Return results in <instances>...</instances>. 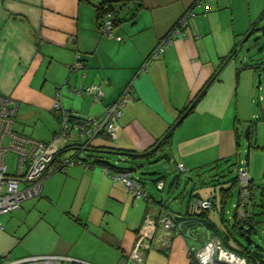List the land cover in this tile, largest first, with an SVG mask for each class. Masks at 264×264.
Returning a JSON list of instances; mask_svg holds the SVG:
<instances>
[{
	"label": "crops",
	"instance_id": "crops-1",
	"mask_svg": "<svg viewBox=\"0 0 264 264\" xmlns=\"http://www.w3.org/2000/svg\"><path fill=\"white\" fill-rule=\"evenodd\" d=\"M102 1L0 0V93L18 102L21 114L17 110L15 120L17 117L20 120L34 115L41 117L47 123L50 139L56 133V124L59 125L60 121L59 113L53 110L57 87H60L61 105L65 110L78 115L87 113L84 116L92 117H98L103 106L114 103L126 93L128 102L121 109L115 138L109 139L100 134L91 139L89 144L139 154L155 143L174 122L178 111L189 103L211 76L218 73L203 98L174 129L166 145L169 152L166 155L167 160L171 158L174 164L183 165L184 172L211 164L214 165L210 169H214L218 162L231 159L235 155V146H239L238 131L232 123L240 84L239 72H248L251 68L240 69L235 63L236 56L220 65L246 30H234L232 33L223 31L222 37H214L210 26L216 13L206 14L217 9L220 3L219 0H205L209 11L189 20L186 38L174 39L161 57L151 61L146 70H140L158 40L168 33L196 0H105L114 5L116 22L111 37L98 30L95 8ZM69 38H72L71 43L68 42ZM76 54L83 69L72 72L70 66ZM98 83H101L103 92L100 103H93L90 97L68 93V89ZM249 85L251 89L253 79ZM13 131L28 137L25 135L28 131L20 125L13 124ZM74 154V150L65 152L67 156ZM49 178L46 177L42 183L37 198H42L41 202L46 204L47 201L50 203L47 205L52 206L49 189L56 179ZM62 181L63 189L67 182L76 187L70 212L75 215V221L82 225L90 222L82 220L84 206L81 203L86 196L96 199L100 196L98 191H104L114 201L122 200L124 213L117 221L124 224V228L114 226V222H109L105 217L95 228L92 227L93 223L91 229L85 228L95 250L99 249L105 254L114 249L120 262L131 251L140 228L132 221H126L125 212L133 196L122 183L114 181L99 166L89 170L77 167L67 170ZM193 196L197 200L202 199L198 198V194ZM190 198L184 212L192 208ZM261 198L264 199V193ZM74 202L79 203L76 211H73L76 209L73 207ZM144 203L145 210V200ZM157 205L158 210L153 213L159 216L161 212L163 215L166 211L159 209L160 206L164 209L163 204ZM92 209L91 206L89 212ZM179 214L182 213L173 215L177 217ZM6 220L7 217H1L0 224H6ZM184 227L193 231L196 238L198 230L206 232L190 224ZM3 229L0 225V258L10 257L4 255L2 244L6 234ZM157 235L158 231L153 239ZM55 237L47 250L26 252L16 255L12 260L52 254L86 259L81 261L90 264L101 262V259H94L92 255L76 253V240L67 239L64 232H55ZM167 237L165 247L159 241L155 245L166 254V264H190L188 249L197 248L198 242L172 235L171 232ZM116 256H113L114 259ZM144 264L153 263L145 258Z\"/></svg>",
	"mask_w": 264,
	"mask_h": 264
},
{
	"label": "rangeland",
	"instance_id": "rangeland-1",
	"mask_svg": "<svg viewBox=\"0 0 264 264\" xmlns=\"http://www.w3.org/2000/svg\"><path fill=\"white\" fill-rule=\"evenodd\" d=\"M204 2L205 0H203V4ZM219 3L217 9L214 8L206 14V16H209L216 13L210 26L213 36L220 35L222 37L223 31L232 33L234 30H236L235 32L246 30L235 42L236 51L234 55L237 57L235 63H238L240 69L244 64L251 68L248 72H239L238 98L235 101V110L232 115V123L239 135V146H235V155L227 162H218L217 168L210 169L214 165L211 164L195 170L190 169L184 173L174 169L175 166L171 158L169 160L157 159L156 162L151 161L148 164L146 161L139 160L124 162L121 157L116 155L103 154L102 157L105 159L104 162L110 165L131 169L132 177L140 179L145 184L147 192L152 198V200L149 199L148 203L147 212L149 213L158 210V205L155 202L162 201L164 209L161 206L159 209L166 211L165 213L169 216H174L175 213L184 212L190 196V200L194 203L197 200L196 196H193L194 194H198V198L202 199H212L214 194L215 208L209 211V216L217 228L221 230L223 224L219 216L218 190L229 187L230 181L236 177V170L239 165L246 170L249 179L252 180V197L256 203H259L260 192L264 193V0H219ZM196 12L198 15L202 14L199 9H196ZM251 24H254V26L251 27ZM251 79H253V86L250 89L249 82ZM18 112L21 114L20 110ZM81 114L84 116L87 113ZM51 120L54 122L52 117ZM15 121L14 125L26 128L28 133H25V135L30 139L40 142H47L52 139V137L49 139L51 134L47 129V123L41 117L34 115L31 118L20 120L17 117ZM57 131H59L58 124H56ZM73 134L76 136L75 132ZM74 141L82 142L84 139L76 138ZM7 143V141H4L3 144L6 146ZM164 151L165 154L169 155L168 148L165 147ZM87 155V152H83L79 157L86 158ZM5 164L7 172L12 174L16 166V157L11 153H7ZM75 167L83 169L82 166H74L68 170ZM63 176V172L48 176L49 179H56L53 180L54 182H52L49 189L53 201L52 206H48L47 204L50 203L47 201L46 204L41 202L42 198H33L23 201L21 209L0 216L2 219L7 217L6 224H0L6 234L2 244L4 255H10L13 259L16 255L26 252L47 250L56 239L55 232L60 231L66 234L67 239L76 240V253L88 254L92 255L94 259H101V262L91 264H110L114 260L115 264H119V256H116L114 249L104 254L101 250H95L92 247V240L86 233L85 228H95L104 217L109 219V222H114V226L124 228V224L117 221L124 213L122 200L116 202L104 191H98L100 196L96 199L86 196L81 203L84 206L82 220L90 222L82 225L75 221V215L70 212L71 200L76 187L73 183L67 182L63 189ZM175 178L177 181L171 185ZM153 181L163 184L164 188L161 192L156 189ZM228 195L222 207L223 219L226 221L225 225L232 221L234 213L239 209L241 211L251 209V203L247 204L245 208H235L239 202L238 187L235 185L231 187ZM90 199L92 200L90 201ZM91 206L93 209L89 212ZM144 206L143 198H133L129 201V206L125 212L126 221H132L136 227L140 226ZM73 207L76 208L73 211L78 210L79 203L74 202ZM88 217L89 219H87ZM92 223L94 225L91 227ZM229 232L231 234L229 246L235 249L236 243L234 241L246 246L244 238H241L231 229ZM80 234L81 237H79ZM157 236L153 239L151 249L145 254V258L146 261L153 264H166V254L155 247L159 241V236ZM197 236L198 240L213 237L210 233L207 234L202 230L197 231ZM250 239L251 246L264 250V224L258 223L255 226V233L250 235ZM113 256H116V258L114 259ZM128 264L137 263L131 261Z\"/></svg>",
	"mask_w": 264,
	"mask_h": 264
},
{
	"label": "built area",
	"instance_id": "built-area-1",
	"mask_svg": "<svg viewBox=\"0 0 264 264\" xmlns=\"http://www.w3.org/2000/svg\"><path fill=\"white\" fill-rule=\"evenodd\" d=\"M205 14L209 11V5L203 0H196L175 22L168 33L158 40L152 52L145 59L140 70H146L148 64L161 57L164 50L176 38H186L188 22L196 17V9H201ZM115 25L114 14L103 11L99 19L98 30L101 34L111 37ZM72 42V38L68 39ZM79 55L76 54L73 64L70 66L72 72L82 70ZM83 77V76H82ZM68 93L78 97H90L93 103H100L103 98L101 83L81 85L68 89ZM128 102V96L123 93L114 103L105 105L98 117L80 116L73 111L65 110L61 105V91L57 87L53 97V110L60 115L59 131L54 133L48 142H39L13 131V124L17 116L18 102L0 93V216L9 214L21 208L25 200L37 198L42 189V183L46 177L53 173H65L69 168L82 166L89 170L90 165L76 156H67L63 152L76 138L84 139L82 144L89 142L99 134L114 139L117 131V121L121 116V109ZM75 132L76 136L73 134ZM7 141L5 146L3 143ZM83 148V147H82ZM11 153L16 157V166L12 174L7 172L5 156ZM178 172L184 173L181 164H175ZM114 181H118L129 191L133 198H147V188L141 185L131 172L126 170L107 172ZM239 207L248 204L249 177L246 170L239 165L236 170ZM156 189L162 191L163 184H156ZM193 206L201 210H209L211 202L207 199H199ZM236 208V207H235ZM238 213V215H237ZM237 217L243 215L240 209L236 212ZM158 231L159 242L165 247L169 232L172 235L183 236L195 242L199 247H190L188 255L192 264H246L244 257L225 248L222 242L215 237L198 240L195 233L185 229L177 223L175 216L160 215L147 212L142 219L133 247L129 254L119 264L135 262L144 264L145 253L151 247L153 237ZM0 264H90L65 255H37L17 260L9 256L0 258Z\"/></svg>",
	"mask_w": 264,
	"mask_h": 264
},
{
	"label": "trees",
	"instance_id": "trees-1",
	"mask_svg": "<svg viewBox=\"0 0 264 264\" xmlns=\"http://www.w3.org/2000/svg\"><path fill=\"white\" fill-rule=\"evenodd\" d=\"M113 10H114V5H112L111 2L104 0L101 3H99L95 8L97 25H99V19L103 11H110L113 13ZM115 22H116V18H115ZM253 26L254 24L252 25V27ZM235 50H236V44H234L229 54L225 58H223L220 67L226 61H228L229 59L233 58V56H235L234 55ZM243 68H249V66L244 64ZM217 76H218V73H215L213 76H211L205 82V84L199 89V91L195 94V96L192 97L189 103H187L181 110L178 111V114L174 122L168 126L166 131L155 141V143L151 147H149L148 149L144 150L143 152L139 154L135 153L134 151H130V150H121V149H115V148L103 147V146H91L89 142L84 143V144H82L81 142H73L69 146L65 147L63 152L65 153L68 150H74L75 154L72 155V157L76 156V158H79L82 161L87 162L90 165V169L95 166H99L106 172L121 171V170H126V171L131 172L132 170L128 168H123V167H116V166H113V165H110L104 162L105 159L102 157L103 154L119 156L124 162L130 161V160L134 162V161L139 160V161H146L149 164L151 161L156 162L157 159L167 160L168 156L164 153V149L166 145L170 142L174 129L182 122L183 118L186 115L192 112L195 105L203 98L206 90L208 89L210 84L216 80ZM81 151L88 152V155L86 156V158L79 157V153ZM214 177L215 175L213 176V178ZM136 179L141 185L145 186V184L142 183L140 179L138 178ZM175 181H176V178L172 181L171 185ZM230 182L231 183L229 184V187L220 188L218 190L219 191V203H220L219 216L223 224L221 230H219L216 224L213 221H211V219L209 218V211L215 208V200L213 198L212 200L211 198L208 199L211 202V208L209 210H201L192 205V210L191 209L186 210L184 213L179 214V216L175 217V220L177 221V223H180L183 226L190 224L192 227H196V228L199 227V228L205 229L206 232H210V234L213 237L218 238L222 242L225 248L244 257L246 260V264H249V263L264 264V250L263 249L259 247H255V246L253 247L251 245L243 246L236 241H234L236 243L235 249L229 246V240L231 237V234L229 232L230 229L233 230L236 234H238L241 238H244V235H245L244 229L250 228L251 234H253L255 233V226L258 223L264 224V199L261 198L263 197V193L260 192L261 197H260L259 203H256L252 197V190H253L252 180L249 179L248 204L251 203V209L244 210L243 215L241 217H237L236 212H235L232 217V221L228 223V225H225L226 221H224L223 219V208L222 207L225 203L226 198L229 196L228 194H230L231 187L234 185L238 187L237 177L233 178ZM153 183L156 186L158 181H153ZM149 199H150V196H148L147 198H144L146 202V209L144 210L143 216L147 213ZM157 204L161 205L162 203L157 202ZM238 207H239V202L236 205V208ZM193 209H196V210H193ZM162 214L168 215L165 212H163ZM160 215H161V212L159 213V216Z\"/></svg>",
	"mask_w": 264,
	"mask_h": 264
},
{
	"label": "water",
	"instance_id": "water-1",
	"mask_svg": "<svg viewBox=\"0 0 264 264\" xmlns=\"http://www.w3.org/2000/svg\"><path fill=\"white\" fill-rule=\"evenodd\" d=\"M236 59H237V57H236ZM257 78H258V85H259L260 84L259 75ZM244 234H245L244 239H245L246 246H250L251 245V239H250L251 230H250V228L245 229Z\"/></svg>",
	"mask_w": 264,
	"mask_h": 264
}]
</instances>
